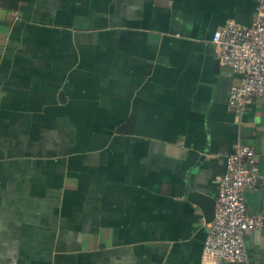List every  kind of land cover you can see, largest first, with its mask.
Returning a JSON list of instances; mask_svg holds the SVG:
<instances>
[{
    "label": "crops",
    "instance_id": "0c3cea01",
    "mask_svg": "<svg viewBox=\"0 0 264 264\" xmlns=\"http://www.w3.org/2000/svg\"><path fill=\"white\" fill-rule=\"evenodd\" d=\"M256 2L0 0V264H201L190 191L215 198L236 141L264 217V97L233 120L210 40ZM243 243L222 264H264V226Z\"/></svg>",
    "mask_w": 264,
    "mask_h": 264
},
{
    "label": "built area",
    "instance_id": "2783aa9c",
    "mask_svg": "<svg viewBox=\"0 0 264 264\" xmlns=\"http://www.w3.org/2000/svg\"><path fill=\"white\" fill-rule=\"evenodd\" d=\"M218 60L238 73L237 82L228 89L227 107L238 117L246 104L264 97V3L257 0L248 24L233 19L211 34ZM259 170L252 147L236 141L224 157V170L214 180L216 196L213 216L206 222L200 251L201 264L244 263L243 233L264 226V217L246 209L243 191L257 184Z\"/></svg>",
    "mask_w": 264,
    "mask_h": 264
},
{
    "label": "water",
    "instance_id": "95a60500",
    "mask_svg": "<svg viewBox=\"0 0 264 264\" xmlns=\"http://www.w3.org/2000/svg\"><path fill=\"white\" fill-rule=\"evenodd\" d=\"M190 197L194 200L198 205L202 204V213L204 220L208 222L213 216V205L214 199L210 197L209 200H204V197L197 191H190ZM203 199V200H202Z\"/></svg>",
    "mask_w": 264,
    "mask_h": 264
}]
</instances>
